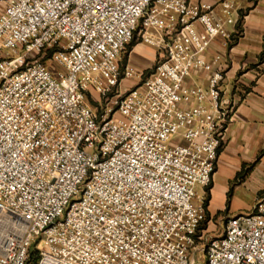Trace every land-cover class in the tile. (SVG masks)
I'll return each instance as SVG.
<instances>
[{
  "label": "built area",
  "instance_id": "obj_1",
  "mask_svg": "<svg viewBox=\"0 0 264 264\" xmlns=\"http://www.w3.org/2000/svg\"><path fill=\"white\" fill-rule=\"evenodd\" d=\"M239 1L217 0L219 16L192 0H9L0 264H264V194L215 236L195 201L231 119L210 49L232 42ZM152 31L158 60L139 83L122 54Z\"/></svg>",
  "mask_w": 264,
  "mask_h": 264
},
{
  "label": "crops",
  "instance_id": "obj_2",
  "mask_svg": "<svg viewBox=\"0 0 264 264\" xmlns=\"http://www.w3.org/2000/svg\"><path fill=\"white\" fill-rule=\"evenodd\" d=\"M8 2L0 0V12ZM192 3L213 4L215 13L223 14L217 0H192ZM225 20L232 32V42L225 45L216 39L210 56L220 55L222 58L217 68L225 73L222 97L228 104L231 119L226 125L223 147L212 180L206 209L210 219L220 213L228 217L232 209L226 195L221 204H214L213 200L215 176L223 166L228 168V176L251 184L255 197L264 188V0H240L236 12ZM147 35L154 44L145 43L150 47H146L144 55L137 57L135 54L143 46L140 43L132 47L126 58V63L139 70L150 68L161 44V36L157 32H148ZM226 190L228 192L229 189ZM254 200L246 207V212L253 207Z\"/></svg>",
  "mask_w": 264,
  "mask_h": 264
},
{
  "label": "rangeland",
  "instance_id": "obj_3",
  "mask_svg": "<svg viewBox=\"0 0 264 264\" xmlns=\"http://www.w3.org/2000/svg\"><path fill=\"white\" fill-rule=\"evenodd\" d=\"M143 45L142 48L137 50L135 53L137 57H141L144 55L146 47H150L148 44H145L141 41L138 34H136L135 44ZM130 51V47L127 46L126 50L122 54V63L121 66L124 65L125 59L127 57L128 52ZM158 53V52H157ZM158 60V54L153 60L152 65L148 69L139 70L143 74L141 76V81L139 83H143L149 76L150 72L153 70L156 62ZM48 66L53 69L52 64H48ZM138 82L137 80H125L123 82V88L129 89L130 87H133L135 83ZM227 174H229L228 168L223 166L220 171L215 176V185H214V204H221L224 200V196L226 195V200L228 199L229 206H232V209L229 212V216H234L238 213H245L246 207L251 205L253 203L255 195L253 194L251 188V184L248 185L247 181L243 180L240 181V179L235 180L234 177H230ZM244 174V173H243ZM241 174V176L243 175ZM246 176H243L242 178H245ZM225 188L229 189L225 191ZM206 189V188H205ZM203 189V187H197L198 195L195 199L196 202L202 201L206 196V191ZM264 189V188H263ZM262 189V190H263ZM203 190L205 193L203 194ZM224 191V193H223ZM258 198V194L255 197V200ZM254 200V203H255ZM254 205V204H253ZM237 207V209H236ZM228 215V214H227ZM227 217H223V215L218 214L211 220L210 224L206 227L209 229V234L212 236L219 235L221 233V230L223 228V225L225 224V220ZM203 256V255H201Z\"/></svg>",
  "mask_w": 264,
  "mask_h": 264
},
{
  "label": "trees",
  "instance_id": "obj_4",
  "mask_svg": "<svg viewBox=\"0 0 264 264\" xmlns=\"http://www.w3.org/2000/svg\"><path fill=\"white\" fill-rule=\"evenodd\" d=\"M135 39H136V35L134 36V38H133V40L131 41V43L128 45V47H130V50H131L132 47L135 45ZM126 58H127V57H126ZM125 63H126V59H125L124 64H125ZM222 147H223V145H222ZM222 147H221V149H220V152H221V150H222ZM211 188H212V182H211L210 185H208V186L206 187V189H205V191H206V196H205V198H204V206L206 207V209H207L208 202H209V200H210V190H211ZM263 194H264V189L258 193V197H261Z\"/></svg>",
  "mask_w": 264,
  "mask_h": 264
}]
</instances>
